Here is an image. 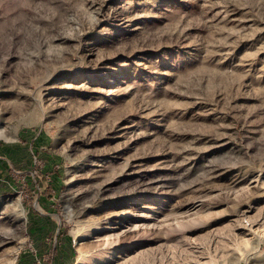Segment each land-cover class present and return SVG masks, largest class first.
Returning <instances> with one entry per match:
<instances>
[{
  "label": "rangeland",
  "instance_id": "rangeland-1",
  "mask_svg": "<svg viewBox=\"0 0 264 264\" xmlns=\"http://www.w3.org/2000/svg\"><path fill=\"white\" fill-rule=\"evenodd\" d=\"M0 264H264V0H0Z\"/></svg>",
  "mask_w": 264,
  "mask_h": 264
},
{
  "label": "bare ground",
  "instance_id": "bare-ground-1",
  "mask_svg": "<svg viewBox=\"0 0 264 264\" xmlns=\"http://www.w3.org/2000/svg\"><path fill=\"white\" fill-rule=\"evenodd\" d=\"M245 245H247V244H245Z\"/></svg>",
  "mask_w": 264,
  "mask_h": 264
}]
</instances>
